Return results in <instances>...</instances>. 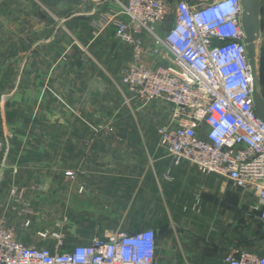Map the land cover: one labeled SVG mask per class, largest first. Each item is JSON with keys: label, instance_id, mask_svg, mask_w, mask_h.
I'll return each mask as SVG.
<instances>
[{"label": "crops", "instance_id": "1", "mask_svg": "<svg viewBox=\"0 0 264 264\" xmlns=\"http://www.w3.org/2000/svg\"><path fill=\"white\" fill-rule=\"evenodd\" d=\"M91 1L0 0V219L24 245L52 247L37 233L78 215L88 193L113 190L126 209L91 226L67 223L64 247L151 229L155 264L264 253L253 199L187 163L173 167L158 146L169 109L131 98L121 83L130 50L111 27L95 35L91 23L108 4Z\"/></svg>", "mask_w": 264, "mask_h": 264}, {"label": "built area", "instance_id": "2", "mask_svg": "<svg viewBox=\"0 0 264 264\" xmlns=\"http://www.w3.org/2000/svg\"><path fill=\"white\" fill-rule=\"evenodd\" d=\"M108 4L91 23L95 35L114 29L128 47L121 83L141 106L163 103L156 129L172 166H193L248 194L264 225V125L256 118L239 0H99ZM260 48L264 90V0ZM169 26L163 33L157 27ZM7 139L0 140V165ZM70 180L74 173H68ZM81 192V188L79 189ZM14 193V191H12ZM65 222V221H63ZM63 223L37 236L52 247L26 246L0 219V264H155V232L116 231L64 247ZM222 264H264L262 251L230 253Z\"/></svg>", "mask_w": 264, "mask_h": 264}, {"label": "water", "instance_id": "3", "mask_svg": "<svg viewBox=\"0 0 264 264\" xmlns=\"http://www.w3.org/2000/svg\"><path fill=\"white\" fill-rule=\"evenodd\" d=\"M240 1V27L251 79V98L256 118L264 125V97L260 86L261 1Z\"/></svg>", "mask_w": 264, "mask_h": 264}, {"label": "rangeland", "instance_id": "4", "mask_svg": "<svg viewBox=\"0 0 264 264\" xmlns=\"http://www.w3.org/2000/svg\"><path fill=\"white\" fill-rule=\"evenodd\" d=\"M45 1L48 0H44ZM55 3H67L71 0H54ZM82 3H93L91 0H79ZM170 20L166 24L160 25L157 27V31L159 33H163L164 30L169 26ZM69 172H66L64 175L67 176ZM79 192V190H78ZM84 190L81 188V192L83 193ZM116 191H108L105 194L101 191H92L88 193V195H85L87 197L86 204L78 209V215L76 216H68V215H62L58 217V222L56 224H59L60 222L63 223V227L67 225V223L71 222L73 223V220L77 221L78 223H81L86 226H91L98 222L99 217L104 211H114L117 210L118 212H121L126 209V201L124 199H121V195L117 194ZM82 196V195H81ZM122 202V204H120ZM125 202V203H124ZM77 209V208H76ZM77 212V210H76ZM65 221V222H63ZM56 228L53 231L48 232H54ZM45 232V231H44ZM63 232V231H62ZM41 233V232H39ZM50 239V238H48ZM262 240V237H261Z\"/></svg>", "mask_w": 264, "mask_h": 264}, {"label": "trees", "instance_id": "5", "mask_svg": "<svg viewBox=\"0 0 264 264\" xmlns=\"http://www.w3.org/2000/svg\"><path fill=\"white\" fill-rule=\"evenodd\" d=\"M262 73H263V68H262V63H261V70H260V86H261V91H262V95H263V97H264V90H263V87H262V84H263V75H262Z\"/></svg>", "mask_w": 264, "mask_h": 264}]
</instances>
